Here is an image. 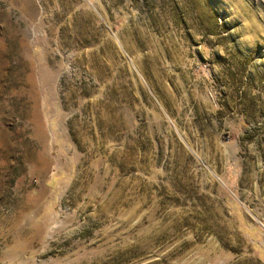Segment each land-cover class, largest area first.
<instances>
[{"label":"rangeland","instance_id":"rangeland-1","mask_svg":"<svg viewBox=\"0 0 264 264\" xmlns=\"http://www.w3.org/2000/svg\"><path fill=\"white\" fill-rule=\"evenodd\" d=\"M0 264H264V0H0Z\"/></svg>","mask_w":264,"mask_h":264}]
</instances>
